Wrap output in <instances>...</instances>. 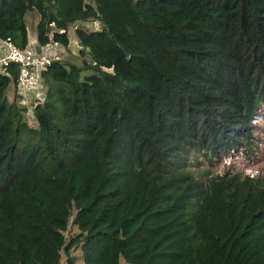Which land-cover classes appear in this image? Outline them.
<instances>
[{"label":"trees","instance_id":"16d2710c","mask_svg":"<svg viewBox=\"0 0 264 264\" xmlns=\"http://www.w3.org/2000/svg\"><path fill=\"white\" fill-rule=\"evenodd\" d=\"M29 6L40 45L101 29L43 72L34 125L0 73V264H264V178L188 168L250 143L264 0H0V41L27 46Z\"/></svg>","mask_w":264,"mask_h":264},{"label":"built area","instance_id":"2783aa9c","mask_svg":"<svg viewBox=\"0 0 264 264\" xmlns=\"http://www.w3.org/2000/svg\"><path fill=\"white\" fill-rule=\"evenodd\" d=\"M92 24L93 29H87L86 25ZM53 28L49 41L40 45L37 38L31 39L29 36L28 44L25 48L18 46L12 38L8 37L0 41V73L8 74L9 68L15 64L18 68V78L15 86H12L13 94H16L19 104L26 108V117L29 124L34 125V108L45 98L43 86V72L55 60L62 59L71 45H65L55 40V33L75 32L79 27L89 31L101 29L99 20H85L71 24L68 28H57L55 22H52ZM79 40H74L76 49L82 47ZM250 143L241 145L225 146L220 149V153L215 156L214 164L219 166L222 163L227 165V169L214 172L213 175H224L227 172L231 174L242 173L251 179L264 178V168L258 166V160L262 157L264 150V103H262L253 115L249 130L246 132ZM236 162L242 163V171L233 166Z\"/></svg>","mask_w":264,"mask_h":264},{"label":"rangeland","instance_id":"374dc122","mask_svg":"<svg viewBox=\"0 0 264 264\" xmlns=\"http://www.w3.org/2000/svg\"><path fill=\"white\" fill-rule=\"evenodd\" d=\"M39 19V16L38 14L34 13L31 11V13L27 16V24H28V28H29V34H30V38L31 39H35L36 38V23ZM87 29L89 30H92L93 29V25L92 24H87L86 25ZM70 39L72 40L71 41V45L70 47L68 48V51L66 54H64L62 56V59L64 60H72V61H75V62H79L78 59H81V58H77L79 57L80 55V52L79 50L76 49V45L74 43V40L75 39V33L74 32H70ZM77 56V57H75ZM12 95H13V90H12V87L11 89L9 90V96L12 98ZM188 161L191 162V165H189V171L193 174V176L197 179H205L206 176L204 175V173L206 171H210L212 173L214 172H218V171H223V170H226L227 169V165L225 164H221L219 166H215L214 165H209L208 162L205 161L204 157L202 156V154H200L198 156V161L201 162V164H195L194 163V157L192 155H190V157L188 158ZM233 166L237 167V171L241 170L242 171V167H243V164L242 163H239V162H236L235 164H233ZM258 166H261L264 168V150H263V154H262V157H260V159L258 160ZM78 231V228L76 226H71V229L70 231L68 232V234H73L75 232ZM76 255L79 256V259L77 260L76 264H85L84 260L81 258V252L80 250H77L75 252ZM62 264H66V257L64 255V258H63V262ZM120 264H128L125 259L123 257H121L120 259Z\"/></svg>","mask_w":264,"mask_h":264},{"label":"water","instance_id":"95a60500","mask_svg":"<svg viewBox=\"0 0 264 264\" xmlns=\"http://www.w3.org/2000/svg\"><path fill=\"white\" fill-rule=\"evenodd\" d=\"M29 10H30V11H33L34 8H33L32 6H29ZM80 45H81V46L83 45L82 42H80Z\"/></svg>","mask_w":264,"mask_h":264},{"label":"crops","instance_id":"0c3cea01","mask_svg":"<svg viewBox=\"0 0 264 264\" xmlns=\"http://www.w3.org/2000/svg\"><path fill=\"white\" fill-rule=\"evenodd\" d=\"M29 36H30V34H29Z\"/></svg>","mask_w":264,"mask_h":264}]
</instances>
